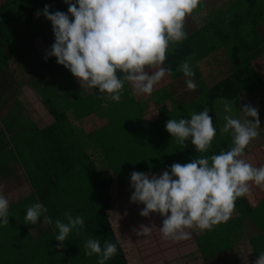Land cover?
I'll return each instance as SVG.
<instances>
[{
  "label": "clouds",
  "instance_id": "1",
  "mask_svg": "<svg viewBox=\"0 0 264 264\" xmlns=\"http://www.w3.org/2000/svg\"><path fill=\"white\" fill-rule=\"evenodd\" d=\"M67 12H53L45 5L37 17L43 15L52 25L55 43L46 52L45 61L55 57L59 65L69 70L81 83L97 88L101 95L119 102L125 84L136 94L151 95L154 87L168 75L171 67H164L170 43L188 39L185 22L200 7L202 0H64ZM155 69V70H153ZM178 71L186 78L189 91L197 89L193 81L195 71L188 62ZM119 74V75H118ZM235 110L237 108L235 107ZM232 102H225L221 134L230 132L232 146L219 154L208 152L217 129L209 115L210 109L193 112L190 118L169 119L166 131L178 143L191 139L198 158L190 163H174L161 175L132 172L131 202L145 207L140 211L148 218L152 213L164 219L159 228L165 240L184 241L191 238L188 229L212 230L229 221L240 197L251 195L252 184L264 186V166L254 167L245 159V150L260 136L258 109L246 104L237 116ZM251 118V119H250ZM48 209L34 203L26 209L25 224L44 225L53 220ZM9 201L0 195V223L9 224ZM66 222L55 220L58 229V249L75 230L84 228L83 216L71 211L64 214ZM153 227L143 224L133 229L135 235L148 237ZM86 256L100 257L105 264L117 252V243L90 238L84 242ZM255 264H264V251Z\"/></svg>",
  "mask_w": 264,
  "mask_h": 264
},
{
  "label": "crops",
  "instance_id": "2",
  "mask_svg": "<svg viewBox=\"0 0 264 264\" xmlns=\"http://www.w3.org/2000/svg\"><path fill=\"white\" fill-rule=\"evenodd\" d=\"M4 1L6 0H0V5ZM202 1H204V5L200 7L201 9L198 12H194L191 17L186 18L185 27L191 25L189 30L186 31L188 39L192 38L193 40L195 52L209 55L201 61V71L207 75L216 68L222 67L221 65H229L233 68L234 63L239 62L241 56L231 51L232 47H235L234 43L238 44L236 27L237 29L240 27L243 33L246 30H251L253 24L250 22L249 25L247 18L251 16L254 9L250 8L249 2L253 6L262 5V9H264V0H230L229 6L225 9H222L221 5L223 1L227 0ZM206 1L215 3L212 7L207 5ZM236 7L238 9L245 7V12L239 11L238 14L229 17L228 14ZM243 14L244 25L242 24L243 20L238 17ZM258 30H263V33L261 31L263 48L258 51L264 52V25L262 29ZM251 33L250 35H252ZM233 37L236 42H233ZM183 42L170 43L167 54H170ZM216 43L220 45L229 43V48H222L215 53L209 54L210 45H216ZM48 50L43 41L38 39L26 50V60L23 63L11 61L7 72L0 71V195L8 199L10 212L9 224L0 223V264H24L30 256L36 255L39 248H36L33 244L31 245L33 247L32 250L29 251L27 249L30 247H26V242L29 240L38 242L39 236L43 234V229L46 226L41 222L33 229L34 232L37 229L41 230L36 234H27V232L24 233V231L18 230L16 227L17 222L23 217L15 216L12 213L13 208L32 198L30 197L31 195L37 196L38 203H42L45 207H50L52 204L57 207L59 196L61 203H68L65 200L66 196L68 201L71 198L70 173H72L73 178L75 173L80 175L85 172L82 165L77 168L74 166L76 164L75 156L76 158L79 157V149L77 148L87 151L91 150L89 148L90 145H94V140L84 124L86 120L94 115L91 114L85 117L84 114L87 111H94V114L96 113L95 110L97 112L106 111L115 105L123 103L125 101L123 99L129 95L132 97L140 95L135 92L132 94L131 85L126 83L122 90L121 100L115 102L107 98V93L101 95L97 88H89L86 83L82 86V83L75 77L62 85L61 88L55 90L51 95L55 105L60 108L59 110H65V114L68 117L63 129L58 128L57 132H54L53 141L48 135L51 134L55 127V119L44 106L43 95L36 88V86H40L38 66L40 62L43 63L42 68L45 66V55ZM35 59H37V63ZM254 63L263 67L264 53ZM35 64L37 71L33 69ZM171 90L175 91L174 95L176 97L184 96L187 91L189 93L187 97L194 94L193 91L187 90L186 83H183L182 87H173ZM132 91L134 90L132 89ZM239 101L242 106L250 104L258 109L261 126L260 136L258 137L260 140L254 142L255 146L252 147V151L257 150L261 153V157L258 158L257 163L251 164L254 167H261L264 165V89L255 92L253 95L241 97ZM140 102H143L145 106L139 113L143 112V115H141L142 119L148 126L155 123L160 109L165 110L166 106L170 107V105L174 107L172 99L165 97L162 90L151 95H145L142 99L138 98V103ZM130 109L136 110V106L130 107ZM13 116L17 117L16 123ZM12 142L14 145L11 144ZM21 143L26 146L25 150H27L22 155V162L20 160L15 161L9 153L11 147L14 146L13 150L17 153L14 157L17 155L19 159L21 154L18 145ZM30 146H33V148L36 146L38 150L30 152ZM55 146L61 149L62 152L49 151ZM27 157L33 159L35 163L33 162L29 165ZM66 158L71 161L69 167H65V163L62 162V159ZM83 160V157L77 159L79 162H83ZM93 161L99 167L98 158H94ZM34 164L37 172L32 175V178L35 179L38 186L37 193L28 178L29 173H32L30 166ZM71 164L74 167L71 168ZM73 193L74 190L72 191ZM247 201L248 205L255 208L253 211L241 217V211L235 208L229 221L216 225L217 227L212 229L214 233L220 229V236L225 238L228 243L227 245H219L211 251H208L207 245H205L204 251L207 256L202 258L201 264H255L259 253L264 251V186L252 184L251 196H248ZM189 230L196 240L207 239L209 232H211V230H200L198 228ZM15 231L23 232L27 235H17ZM127 233L128 238L132 240L136 248L138 263L145 264L142 259L149 261L150 256L159 264H164L165 252L164 254L158 252L149 254V252H146L140 255V250L133 237L129 235L128 231ZM139 237L142 240L143 236ZM146 245L153 247L150 242H145L143 246Z\"/></svg>",
  "mask_w": 264,
  "mask_h": 264
},
{
  "label": "rangeland",
  "instance_id": "3",
  "mask_svg": "<svg viewBox=\"0 0 264 264\" xmlns=\"http://www.w3.org/2000/svg\"><path fill=\"white\" fill-rule=\"evenodd\" d=\"M64 0H57V2H63ZM204 1H202V6ZM215 2L206 1L207 5L213 7ZM230 0L223 1L221 8L225 9L229 6ZM249 6L252 9L253 5L249 2ZM199 8L196 12H198ZM239 11L245 12V7L238 9V7L232 9L228 14L232 17L238 14ZM195 17V16H194ZM221 17V16H220ZM191 25L186 26V30H189ZM180 43L176 49L181 45ZM37 59H35L36 61ZM39 61V60H38ZM37 63V61H36ZM42 62H40L39 71L43 72ZM42 68V69H41ZM33 69L37 71L36 64L33 65ZM43 86V84L40 83ZM197 88L194 94L188 96V91L184 96H178L175 102L172 100L170 107L166 106L165 110L160 109L158 111V118L154 124L146 125L142 119V111L145 106L143 102L138 103V96H127L123 99V103L115 105L106 111H100L93 113V117L85 121V127L89 130L92 139L94 140V146L101 151L99 162L102 166L106 167L113 175L119 191V207L123 210L124 221L129 235L133 237L134 242L140 250V255L146 252L151 254L152 252H158L164 254V264H201L202 258L207 256L204 251V246L207 245V250L211 251L213 248H217L219 245H227L225 238L220 236V229L209 232L207 239L196 240L192 233L191 238L184 241H174L171 239L165 240L159 228L162 227L163 217L158 213H152L150 217L145 218L140 215V211L145 207L142 204H134L131 202V195L134 191L131 187L130 175L132 172L150 173L153 175H161L164 171L169 170L174 163L186 164L190 163L191 159L198 158L199 153L196 151L195 146L191 143V139L184 144L178 143L170 133L166 131V123L169 119H187L193 112H199L203 110L204 102L200 97H195V94L199 93ZM186 96V97H185ZM196 99L194 102L193 100ZM84 104V103H82ZM143 104V105H142ZM244 105V104H243ZM130 109V107H135ZM59 110L60 108L56 106ZM162 108V107H161ZM59 113L65 114V110H59ZM218 114V111H217ZM226 115V114H225ZM224 115V116H225ZM89 116V115H88ZM219 118L223 116L222 113L218 114ZM16 123L17 117L13 116ZM55 119V118H53ZM26 120V119H25ZM63 120V119H62ZM223 121V119L221 118ZM64 121L60 123V129H63ZM223 126V124H222ZM54 132L48 135L54 141ZM229 135L230 132L224 134ZM223 135V137H224ZM226 138V137H225ZM224 138V139H225ZM226 140V139H225ZM218 141L213 140L208 152L202 155L210 156V151L216 145ZM14 145V143H11ZM11 147L10 154L15 161L20 160L22 162V155L27 150L26 146L21 143L18 145L21 156L19 159L14 157L16 153ZM32 149V150H31ZM36 146H30V152H36ZM51 151V149H50ZM27 162L32 164L33 159L27 157ZM35 163V162H34ZM264 166V165H263ZM32 173H29L31 185L34 191L38 192V186L32 175L36 174V165H31ZM69 177V186L71 191V198L66 196L65 200L68 203H61L59 196L58 205L55 207L52 204L48 209L47 215L53 220L52 224H48L43 229V234L39 236V241H27L26 247L35 245L39 248L36 255L30 256L24 264H98L100 259L97 255L86 256L84 254L83 245L84 242L90 238H97V234H87L85 231L77 233L73 230L64 242L63 248L58 249L59 241L55 238L58 235V229L55 227V220L61 219L66 222L64 214L71 211L73 217L83 216L85 223L94 218L98 213V205L95 199V191L90 181L87 178L85 172L82 174L75 173L72 178V173ZM31 177V178H30ZM35 177V176H34ZM74 193L72 194V191ZM75 196V197H74ZM30 199L25 201L20 206L12 209V213L17 216H21L17 222V229L28 233H34L41 231L37 229L33 231L43 220L38 221L37 224H25L24 217L26 216V209L34 203H38L37 196L31 195ZM42 204V203H41ZM68 204V205H66ZM141 206V207H140ZM45 207V205H44ZM151 226L152 232L148 237H140L135 235L133 229H139V225ZM217 226H214L216 228ZM213 228V229H214ZM14 229V226H13ZM17 235H27L23 232H16ZM219 234V235H217ZM145 242H150L153 247L149 245L143 246ZM141 243L142 246H141ZM145 264H159L153 257L149 256V261L142 259ZM148 262V263H147ZM108 264V261L105 262Z\"/></svg>",
  "mask_w": 264,
  "mask_h": 264
},
{
  "label": "trees",
  "instance_id": "4",
  "mask_svg": "<svg viewBox=\"0 0 264 264\" xmlns=\"http://www.w3.org/2000/svg\"><path fill=\"white\" fill-rule=\"evenodd\" d=\"M45 5L50 6L53 12L59 10L67 12V5L65 2H57V0H6L0 5V71L7 72L9 63L15 61L23 63L26 60V50L38 39L50 49L55 43L54 33L52 31L51 23L43 16L37 17L36 13L42 11ZM262 5H254L251 16L247 18V23L253 24L251 30H243L236 27L237 45L232 47V52L241 56L239 62H235L233 68L229 65H221L216 68L209 75L202 72L201 61L208 57L207 54L195 52L192 38L184 41L177 49L167 54L164 67H171L173 74L166 75L162 81L154 87V91L162 90L165 97L176 101L172 91L173 87H182L186 83V78L181 71H178L179 66L188 62L193 70L195 76L192 78L199 88V93L195 97H200L211 111L209 115L213 119L214 127L217 129V135L214 140L218 142L210 151V155L219 154L221 150H229L232 146V137L230 134L225 136L220 133L222 124L225 123L223 117L225 114V102H232L235 114L240 116L238 110H242L239 99L247 95H253L255 92L264 89V66L256 65V59L261 58L263 51H258L263 48V33L264 25V9ZM245 24L244 14L238 16ZM237 17V18H238ZM250 18V19H249ZM250 33L252 35H250ZM261 36V38H260ZM248 38V39H246ZM233 42L236 39L233 37ZM223 45V46H222ZM216 43L211 44L208 52L215 53L222 48H229L228 44ZM227 51V50H225ZM237 51V53H236ZM252 52V53H250ZM234 54V56H235ZM244 55V56H242ZM239 56V57H240ZM236 60V59H235ZM155 70V69H153ZM39 83L43 84L36 86L39 92L43 95V103L53 118H55V132L60 128L61 121H68L66 114L59 113L55 103L51 99L52 93L61 88L66 82L73 80L75 77L72 73L62 65H59L55 57H51L45 63L43 72H40ZM132 94V88H130ZM146 94H140L139 99H142ZM195 98L193 101L195 102ZM86 109V108H85ZM223 116L219 118L218 114ZM94 111H87L84 116L93 114ZM97 112V110H95ZM63 119V120H62ZM224 135V137H223ZM226 137V138H225ZM226 140H225V139ZM253 140L248 148L245 150V159L249 163H257L261 153L257 150L252 151L255 146ZM60 144V141H59ZM91 150L83 151L79 149V157L75 156V168L82 167L85 170L88 180L95 191V199L98 205L97 215L85 223L84 228L80 230L87 234H97V238L101 239L103 246L104 240H110L117 243V254L108 260V264H140L138 263L136 248L131 239L128 238L126 224L124 221L123 210L119 207V191L116 181L112 173L99 163V167L95 164L94 158L101 156V151L94 145H90ZM61 151L57 146L52 147L51 151ZM50 151V150H49ZM87 152V153H86ZM264 155V154H263ZM83 157V162L77 161ZM65 167H69L71 163L69 158L62 159ZM71 164V168L74 167ZM251 196V195H250ZM248 196L240 197L236 201V209L240 210L241 217L246 216L255 208L248 205ZM258 204V203H257Z\"/></svg>",
  "mask_w": 264,
  "mask_h": 264
}]
</instances>
